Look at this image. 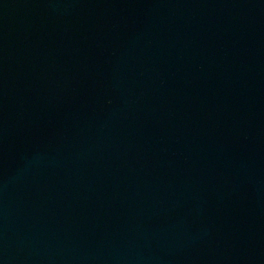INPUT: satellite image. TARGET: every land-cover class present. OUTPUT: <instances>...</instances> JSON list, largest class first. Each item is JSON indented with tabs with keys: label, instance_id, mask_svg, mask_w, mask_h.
I'll return each mask as SVG.
<instances>
[{
	"label": "water",
	"instance_id": "1",
	"mask_svg": "<svg viewBox=\"0 0 264 264\" xmlns=\"http://www.w3.org/2000/svg\"><path fill=\"white\" fill-rule=\"evenodd\" d=\"M0 264H264V0H0Z\"/></svg>",
	"mask_w": 264,
	"mask_h": 264
}]
</instances>
